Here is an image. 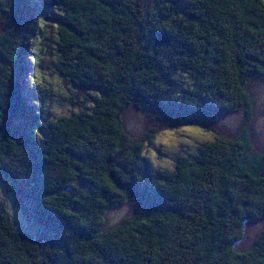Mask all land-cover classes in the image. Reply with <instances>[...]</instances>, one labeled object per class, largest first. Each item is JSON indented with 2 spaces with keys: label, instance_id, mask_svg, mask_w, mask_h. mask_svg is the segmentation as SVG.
Masks as SVG:
<instances>
[{
  "label": "trees",
  "instance_id": "16d2710c",
  "mask_svg": "<svg viewBox=\"0 0 264 264\" xmlns=\"http://www.w3.org/2000/svg\"><path fill=\"white\" fill-rule=\"evenodd\" d=\"M43 23L53 70L84 93L53 118L29 70ZM254 77L263 0H0V182L42 229L17 228L0 198V264H264V227L236 249L264 221L263 152L215 136L172 168L146 156L163 129L239 110L248 123ZM129 108L146 116L138 136Z\"/></svg>",
  "mask_w": 264,
  "mask_h": 264
},
{
  "label": "rangeland",
  "instance_id": "374dc122",
  "mask_svg": "<svg viewBox=\"0 0 264 264\" xmlns=\"http://www.w3.org/2000/svg\"><path fill=\"white\" fill-rule=\"evenodd\" d=\"M53 31L54 27L49 28L44 23L40 25L33 48L35 49L34 57L36 58V63H39L41 67H37L35 60H33V68H29L31 79L44 83L49 89V95L46 94L43 100H40L42 98L38 91L35 93L39 97L37 102L42 104L41 107L49 118H53L57 114L79 110L77 106L72 107L69 99L75 98L79 100L84 95V93L76 91L66 78L62 79L57 76L52 68L57 59L53 44L55 41ZM27 55L30 57L29 54ZM28 78L29 76L26 79ZM247 88L252 109V115L248 123H245L244 113L242 110H239L236 113L224 116L201 118L184 124L177 129H163L159 132V137L154 146L147 149L148 155L146 156L159 169L172 168L176 156L193 155L196 145L212 140L215 136L225 139L244 137L253 151L264 153V78H251ZM31 98L33 97L31 96ZM122 119L124 124L123 131L129 136H138L145 128L146 116L133 108L127 109ZM1 185L0 182V198L6 201V210H8L16 227L28 232L32 229L37 232L42 231L40 227L34 224L31 225L21 215L12 196ZM128 213L129 209L126 205L112 209L106 213L107 224L111 225L112 222L118 221ZM263 227L264 221L261 220L247 224L245 226L244 237L237 243L236 249L239 251L248 249L257 232Z\"/></svg>",
  "mask_w": 264,
  "mask_h": 264
},
{
  "label": "water",
  "instance_id": "95a60500",
  "mask_svg": "<svg viewBox=\"0 0 264 264\" xmlns=\"http://www.w3.org/2000/svg\"><path fill=\"white\" fill-rule=\"evenodd\" d=\"M264 1V0H263Z\"/></svg>",
  "mask_w": 264,
  "mask_h": 264
}]
</instances>
